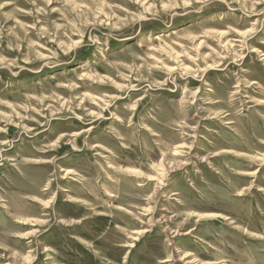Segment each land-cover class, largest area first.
Here are the masks:
<instances>
[{
  "label": "rangeland",
  "instance_id": "374dc122",
  "mask_svg": "<svg viewBox=\"0 0 264 264\" xmlns=\"http://www.w3.org/2000/svg\"><path fill=\"white\" fill-rule=\"evenodd\" d=\"M0 264H264V0H0Z\"/></svg>",
  "mask_w": 264,
  "mask_h": 264
},
{
  "label": "bare ground",
  "instance_id": "6f19581e",
  "mask_svg": "<svg viewBox=\"0 0 264 264\" xmlns=\"http://www.w3.org/2000/svg\"><path fill=\"white\" fill-rule=\"evenodd\" d=\"M158 40V39H157Z\"/></svg>",
  "mask_w": 264,
  "mask_h": 264
}]
</instances>
